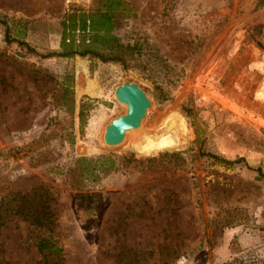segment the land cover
<instances>
[{
    "label": "rangeland",
    "instance_id": "1",
    "mask_svg": "<svg viewBox=\"0 0 264 264\" xmlns=\"http://www.w3.org/2000/svg\"><path fill=\"white\" fill-rule=\"evenodd\" d=\"M92 1L0 0V199L46 193L59 264H264V0H122L121 61L58 57L61 20ZM123 83L150 105L107 148ZM101 156L116 168L97 184L61 183ZM39 237L11 217L0 264H43Z\"/></svg>",
    "mask_w": 264,
    "mask_h": 264
},
{
    "label": "trees",
    "instance_id": "2",
    "mask_svg": "<svg viewBox=\"0 0 264 264\" xmlns=\"http://www.w3.org/2000/svg\"><path fill=\"white\" fill-rule=\"evenodd\" d=\"M128 17L133 19L134 15L122 0H94L85 10L70 11L60 22V54L57 56L95 58L102 63L121 61L120 41L114 34V25ZM89 107L88 103L80 100L77 114L80 127ZM181 111L194 126L195 142L202 146L209 137L207 131L201 122L194 119L191 108L184 106ZM140 152L143 153L142 150ZM115 168L116 161L110 156L95 159L79 157L73 161L71 168L59 174L61 183L67 189L82 191L97 184L100 177L113 172ZM48 203V196L39 189L31 194L5 195L0 199V227L13 216L27 220L30 226L39 229L40 237L35 248L43 264H59L61 249L52 231L54 220Z\"/></svg>",
    "mask_w": 264,
    "mask_h": 264
},
{
    "label": "water",
    "instance_id": "3",
    "mask_svg": "<svg viewBox=\"0 0 264 264\" xmlns=\"http://www.w3.org/2000/svg\"><path fill=\"white\" fill-rule=\"evenodd\" d=\"M113 97L118 104L125 106V112L105 126L102 141L107 148L118 146L126 131L136 129L150 105L144 92L134 83H123L116 87Z\"/></svg>",
    "mask_w": 264,
    "mask_h": 264
},
{
    "label": "bare ground",
    "instance_id": "4",
    "mask_svg": "<svg viewBox=\"0 0 264 264\" xmlns=\"http://www.w3.org/2000/svg\"><path fill=\"white\" fill-rule=\"evenodd\" d=\"M123 140V139H122Z\"/></svg>",
    "mask_w": 264,
    "mask_h": 264
}]
</instances>
